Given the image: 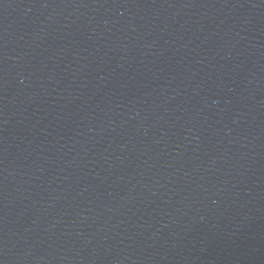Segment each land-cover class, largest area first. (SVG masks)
Here are the masks:
<instances>
[{
  "label": "water",
  "instance_id": "1",
  "mask_svg": "<svg viewBox=\"0 0 264 264\" xmlns=\"http://www.w3.org/2000/svg\"><path fill=\"white\" fill-rule=\"evenodd\" d=\"M0 264H264V0H0Z\"/></svg>",
  "mask_w": 264,
  "mask_h": 264
}]
</instances>
